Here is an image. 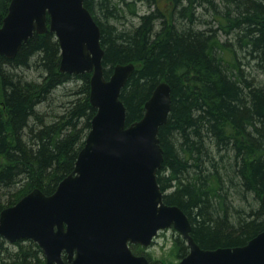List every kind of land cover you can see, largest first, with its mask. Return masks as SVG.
<instances>
[{
	"label": "trees",
	"instance_id": "1",
	"mask_svg": "<svg viewBox=\"0 0 264 264\" xmlns=\"http://www.w3.org/2000/svg\"><path fill=\"white\" fill-rule=\"evenodd\" d=\"M10 3L0 0V26ZM84 3L101 27L105 76L119 63L135 65L121 93L128 124L143 117L160 82L171 86L159 132L165 202L187 213L201 247L245 245L264 230V0ZM60 62L50 31L35 33L14 58L0 54V214L36 187L52 194L91 129V73L62 72ZM174 233L170 256L179 261L189 246ZM0 264H45V256L31 239L0 236Z\"/></svg>",
	"mask_w": 264,
	"mask_h": 264
},
{
	"label": "water",
	"instance_id": "2",
	"mask_svg": "<svg viewBox=\"0 0 264 264\" xmlns=\"http://www.w3.org/2000/svg\"><path fill=\"white\" fill-rule=\"evenodd\" d=\"M47 31L60 43L62 72L91 73L97 111L73 171L52 194L36 187L5 207L0 236L33 240L45 264H65L64 254L69 264H151L131 244L148 247L161 230L174 228L189 246L177 264H264V230L245 245L206 249L194 239L187 213L165 202L159 132L172 109L170 84L160 82L143 117L128 124L121 93L135 65L119 63L105 76L101 27L84 0H11L0 26V54L14 58L35 33Z\"/></svg>",
	"mask_w": 264,
	"mask_h": 264
},
{
	"label": "rangeland",
	"instance_id": "3",
	"mask_svg": "<svg viewBox=\"0 0 264 264\" xmlns=\"http://www.w3.org/2000/svg\"><path fill=\"white\" fill-rule=\"evenodd\" d=\"M139 6L142 8L141 13H144L146 11V6L141 3H139ZM133 20L136 23L138 19L133 18ZM28 73L31 74L30 76L32 77H39L38 73L34 70H31ZM174 238H176V234L174 233L173 228L161 231L154 239L153 243L149 247H146L145 252L151 254L153 260L159 261L158 263L161 261L162 263L167 264H177L178 260L170 256V249L173 245Z\"/></svg>",
	"mask_w": 264,
	"mask_h": 264
}]
</instances>
